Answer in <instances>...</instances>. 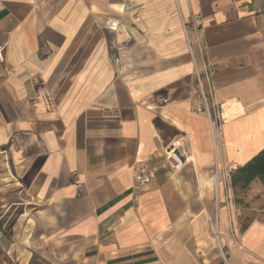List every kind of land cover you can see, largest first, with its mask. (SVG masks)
Instances as JSON below:
<instances>
[{
    "label": "crops",
    "instance_id": "0c3cea01",
    "mask_svg": "<svg viewBox=\"0 0 264 264\" xmlns=\"http://www.w3.org/2000/svg\"><path fill=\"white\" fill-rule=\"evenodd\" d=\"M0 47V264H264L229 192L264 149V0H0Z\"/></svg>",
    "mask_w": 264,
    "mask_h": 264
},
{
    "label": "built area",
    "instance_id": "2783aa9c",
    "mask_svg": "<svg viewBox=\"0 0 264 264\" xmlns=\"http://www.w3.org/2000/svg\"><path fill=\"white\" fill-rule=\"evenodd\" d=\"M3 51L4 48L0 47V64L4 61ZM205 74L206 76L202 75L199 70L196 71L197 81L203 97V104L201 110L209 114L212 123L222 124L224 122V116L221 108L215 102V87L212 82L213 72L210 68H206ZM204 77L207 79L206 84L204 81ZM165 158L168 161L171 169L174 171L180 170L187 161V159H183L181 153H179V148L177 144H173L166 150ZM135 179L138 182L139 188L144 189L149 185L152 180V177L147 170L139 168L136 171Z\"/></svg>",
    "mask_w": 264,
    "mask_h": 264
},
{
    "label": "rangeland",
    "instance_id": "374dc122",
    "mask_svg": "<svg viewBox=\"0 0 264 264\" xmlns=\"http://www.w3.org/2000/svg\"><path fill=\"white\" fill-rule=\"evenodd\" d=\"M239 214L246 222L259 216L264 217V186L259 184L254 188H244L238 185L229 190Z\"/></svg>",
    "mask_w": 264,
    "mask_h": 264
},
{
    "label": "trees",
    "instance_id": "16d2710c",
    "mask_svg": "<svg viewBox=\"0 0 264 264\" xmlns=\"http://www.w3.org/2000/svg\"><path fill=\"white\" fill-rule=\"evenodd\" d=\"M256 179L264 183V149L232 174L233 187H247Z\"/></svg>",
    "mask_w": 264,
    "mask_h": 264
}]
</instances>
